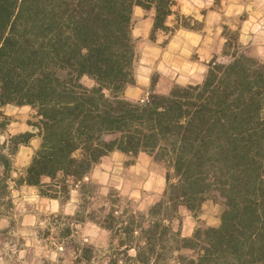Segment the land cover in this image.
Returning <instances> with one entry per match:
<instances>
[{"label": "trees", "instance_id": "trees-1", "mask_svg": "<svg viewBox=\"0 0 264 264\" xmlns=\"http://www.w3.org/2000/svg\"><path fill=\"white\" fill-rule=\"evenodd\" d=\"M174 5L0 0V109L30 106L36 121L29 125L41 138L15 181L64 203L72 181L81 183V199L91 192L85 188L96 185L84 177L115 150L146 152L166 168L165 190L147 211L126 206L119 214L123 198L111 189L116 198L96 221L110 241L80 246L77 264H264V60L238 45L228 62L213 58L199 84L143 101L124 96L134 83V8L155 10L154 36L169 29ZM35 134L11 135L0 146L8 151L0 187H9L12 157ZM207 199L223 206L218 226L190 237L172 226L181 205L196 211Z\"/></svg>", "mask_w": 264, "mask_h": 264}, {"label": "rangeland", "instance_id": "rangeland-1", "mask_svg": "<svg viewBox=\"0 0 264 264\" xmlns=\"http://www.w3.org/2000/svg\"><path fill=\"white\" fill-rule=\"evenodd\" d=\"M218 2L220 3L219 0ZM222 6L224 10L216 18L207 17L200 20L184 16L180 22L194 29L218 27V34L209 35L213 37V42L217 39L218 44H223L222 54L215 57L219 62H228L238 45L245 47L250 55L264 60V0H223ZM178 17L177 15L176 18ZM206 20L215 21L211 23ZM83 82L92 84L87 77L83 78ZM35 121V111L28 105H8L0 110V146L11 135L23 132L26 123ZM7 152V149L0 150V171L3 170L1 155ZM159 168L166 174V168L160 163ZM24 171L25 168L15 162L13 156L9 187H0V264H77L80 246L93 245L98 249L107 247L110 232L96 221L101 220L112 206L111 199L116 198L111 196L113 188L106 193L97 185L85 188L91 192L80 199L73 215L40 211L32 213L35 217H27L23 210L16 208L11 193V186L20 185L15 180L20 177V172ZM116 191L120 194L117 189ZM122 198L120 206L117 207L120 209L119 214L126 206L138 211H147L154 204L144 202L141 205L128 197ZM222 210V204L213 199L205 200L196 211L181 205L172 226L180 229L183 235L191 232L192 236L197 228L218 226ZM67 216L71 219L66 218ZM77 218L81 222L77 223ZM181 253L191 254L192 251L184 249ZM170 264L180 263L174 260Z\"/></svg>", "mask_w": 264, "mask_h": 264}, {"label": "crops", "instance_id": "crops-1", "mask_svg": "<svg viewBox=\"0 0 264 264\" xmlns=\"http://www.w3.org/2000/svg\"><path fill=\"white\" fill-rule=\"evenodd\" d=\"M219 1L220 3L218 0H175L173 13L166 20L169 29H158L154 36L151 35L155 24V10L138 6L134 8V83L124 90L126 98L143 101L151 92L168 94L175 85L199 84L204 80L209 62L223 51V44H218L217 39L213 42V37L209 35L218 34V27H184L176 17L181 15L200 20L216 18L224 10L223 0ZM213 21L215 20H206L211 23ZM22 131L36 133L29 143L20 145L14 155L15 162L21 164L26 171L41 138L37 130L27 123ZM25 171L19 175L24 176ZM83 182L97 185L103 193L115 188L124 197L141 205L144 202L150 205L162 196L166 187V174L159 168V163L146 152L134 156L115 150L97 163L84 177ZM80 185V182L72 181L69 199L64 203L42 196L35 186L25 183L11 186V193L16 208L23 210L27 217H35L32 213L40 211L73 215L81 199ZM16 197L18 198L15 199ZM184 235L190 236L191 232Z\"/></svg>", "mask_w": 264, "mask_h": 264}]
</instances>
